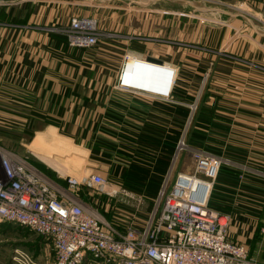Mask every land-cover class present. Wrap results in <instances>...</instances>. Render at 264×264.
Wrapping results in <instances>:
<instances>
[{"label":"crops","instance_id":"0c3cea01","mask_svg":"<svg viewBox=\"0 0 264 264\" xmlns=\"http://www.w3.org/2000/svg\"><path fill=\"white\" fill-rule=\"evenodd\" d=\"M98 1H0V148H22L17 154L32 160L36 125L43 123L46 129L40 133L47 136L51 128L70 132L68 138L77 139L101 164L94 166L100 170L96 173L109 180H121L123 167L132 166L146 180L163 182L168 175L175 182L180 173H192L190 150H205L236 175L219 171L214 186L224 200L223 215L231 217L233 239L247 244L264 263V0H206V16L182 25L181 14H174L173 43H158L156 52L148 42L134 47L128 36L102 37L90 49L71 47L64 28L52 29L68 27L75 15H97ZM191 47L196 49L191 52ZM126 55L137 59L130 76ZM147 57L163 66L147 64ZM193 97L201 102L199 110L191 109ZM182 108L190 110L188 117ZM194 131L203 138L195 139L199 145L189 142ZM184 134L189 150L173 163ZM55 175L60 182L73 176ZM82 191L85 203L98 206L111 223L115 220L112 198ZM144 198L152 206L154 199ZM24 229L0 222V232L39 239L38 253L45 260L39 258L38 264H53L51 243ZM5 243L0 242V264H17L13 253L19 244Z\"/></svg>","mask_w":264,"mask_h":264},{"label":"built area","instance_id":"2783aa9c","mask_svg":"<svg viewBox=\"0 0 264 264\" xmlns=\"http://www.w3.org/2000/svg\"><path fill=\"white\" fill-rule=\"evenodd\" d=\"M66 35L71 47L84 49L96 47L102 38L97 21L88 17H73ZM132 57L125 56V71ZM188 150L184 134L173 163ZM190 153L193 172L180 173L171 187L168 175L152 206L142 214L138 210L144 196L120 183L90 173L81 179L66 176L61 185L62 181L28 158L0 148V222L48 240L55 256L53 264L88 260L96 264H264L251 255L247 244L233 239L230 215L209 208L223 160L205 150L191 149ZM82 189L120 202L135 200L138 205L122 230L98 206L81 199ZM13 260L37 264L19 248L14 250Z\"/></svg>","mask_w":264,"mask_h":264},{"label":"rangeland","instance_id":"374dc122","mask_svg":"<svg viewBox=\"0 0 264 264\" xmlns=\"http://www.w3.org/2000/svg\"><path fill=\"white\" fill-rule=\"evenodd\" d=\"M0 1L13 2V0H10V1L0 0ZM187 1L188 0H183V1H179V0H104L103 2V0H99L98 2L100 3V5L99 6L96 5L94 7L95 10L96 8L98 9V12L96 13L97 15H89L90 13L86 15H81V16L75 15V16H72L70 20L73 17L93 18L97 21L98 30L102 34V37H106V38L112 37V39L114 38L121 39V38H125L128 36L134 41L133 43L134 47H137L141 43L148 42L153 45L150 50L156 52L158 45L162 44V42H165L164 43L165 45L169 43L170 44L173 43L174 36L172 32V20H173L172 18L174 17V14H178V13L181 14V18H180L181 25L186 21L188 22V20H197L198 18L203 19V17L206 16L204 13L205 12L204 9L207 6H209L206 0H191L193 2L192 4H195L196 6L192 4L190 5L189 4L190 1L189 2ZM84 9H88V11H90V9L87 7ZM190 15L198 16V17H194L190 19L189 17ZM109 21H112V31H109L107 29V28H110L111 26ZM59 28H64L65 30H69L70 24L68 27L55 25V27H53L52 29H54L55 31V30H58ZM184 42H186L187 44L183 48H186V46L189 45V43L188 41H184ZM160 48H162V45L160 46ZM195 49H196L195 47H191L188 50H192L191 52H193ZM90 52H93V51L90 50L88 53ZM190 58L191 57H187V59H190ZM131 61L134 62V66H135L136 61L135 60H131ZM133 69H131L130 71H127L126 74L130 76L133 72ZM182 69L187 70L185 68H182ZM207 75H208V72L205 74L204 80L207 79L208 77ZM125 81L128 82V79H125ZM203 88H204V84L202 86V89L197 95L198 98L200 97L201 93L203 94L202 92ZM193 99L195 100V97L191 98V101ZM199 99H196L195 101L193 100V103H195V105L191 104V106H195L194 110H196L197 108L199 110L200 108L198 106L199 103H201ZM191 101L190 103H192ZM45 127L46 126H44L43 123L41 124L37 123L36 125L37 136L40 133V131H43L46 129ZM49 133L50 134L48 136L44 134L45 136L44 139L38 140V137L36 136L32 144H34V148H35L34 150L36 153L46 155L49 159H52V160L57 159L56 161L60 164V166H62L63 168L62 173H59L58 171L57 173L54 169L50 168L52 171L54 170L52 174L55 177H56L55 174L57 173L58 174L57 176H59V174L60 176L73 175L74 177L81 179L83 176L90 174V173H96V172L100 173V170L99 169L97 170L96 167L94 166L96 165L101 166V164L93 162V159L91 158L90 154H88L86 150L82 146H80V143L78 142L77 139L71 140L68 138L70 132H67L66 129L65 130H62V129L55 130L54 128H51ZM61 138L66 142H64ZM11 142H14V141H11ZM13 149H10L9 151L14 152V153H19V154L23 153L22 148L17 147L16 150H13ZM5 150H8V149H5ZM30 157L32 159L31 160L32 162L34 161H37L38 163L41 162L40 159L36 155H34V157L33 156H30ZM102 167L105 169L106 166L102 165ZM171 182H174L173 179L172 181H170L169 187H171V185L173 184ZM60 184L63 185L64 182ZM81 192L83 193V191ZM91 194H94V193L91 192ZM137 205H138V202L135 200H131L128 202H120V201H117L116 199L115 200L112 199V217H114L120 229L123 230L122 224L124 225V221H126L127 218H130L131 216H133V213L135 212ZM150 206H151V202L144 200L142 204L140 205V209L138 210V212L145 214L150 209ZM25 230L26 229H24L23 231ZM28 232L29 234L30 233L34 234L33 232L29 230ZM11 234L12 233H8V232H0V242H4V243L6 242L5 244L17 242V244H19L18 248L28 253L35 260L37 264H38L37 260H39V258L42 261L45 260V256L43 254L38 253L39 252L38 250L39 249L38 248L39 239H37L35 236L28 237V236H24L23 234L22 235H19V234L11 235ZM26 234L28 235V233ZM31 240L33 241L32 243H28V244L25 243V241H31ZM30 246H33V247L30 248ZM48 250H49L48 252L51 251L49 247H48ZM51 257H53L52 254L50 258Z\"/></svg>","mask_w":264,"mask_h":264},{"label":"trees","instance_id":"16d2710c","mask_svg":"<svg viewBox=\"0 0 264 264\" xmlns=\"http://www.w3.org/2000/svg\"><path fill=\"white\" fill-rule=\"evenodd\" d=\"M181 113H182L183 117H188L190 114V110L187 108H182ZM200 118H201V113L198 116V119H200ZM42 119H45V118H42ZM45 121H46V123H48V125L59 126L56 122H54L50 119H48V120L45 119ZM28 136L31 137L30 139H32L34 137V134L31 133ZM177 138H178V136L177 137L175 136L174 140L176 141ZM195 139L196 140L197 139L203 140L202 136L199 135L198 133H195V131H194L191 133V137H190L189 142L191 144H194V145H199V143L197 141H195ZM33 163L37 167L41 168L46 173H48L52 178L55 177L52 174V172H50L42 164H40L41 162L38 163L37 161H34ZM115 172H117V170ZM221 174L228 175L229 177H236V175L234 174V172L232 170H229V169L225 168L224 166H221V168H220V175ZM121 176H122L121 180L112 179V181L120 183L124 188H126L132 192L138 193V194L143 195V196H147L151 199H155L157 197V195L161 189V186L163 184L162 179L153 178L150 180H146L145 178L147 177V175L145 173H142V171L139 170L138 168L132 167V166H130L128 169H125L123 167ZM54 179H56L57 181H60L56 177ZM223 204H224L223 198H219L217 196V194H215V189H214L212 194H211V197H210L209 208L223 214V213L227 212L225 210V208L222 207Z\"/></svg>","mask_w":264,"mask_h":264},{"label":"bare ground","instance_id":"6f19581e","mask_svg":"<svg viewBox=\"0 0 264 264\" xmlns=\"http://www.w3.org/2000/svg\"><path fill=\"white\" fill-rule=\"evenodd\" d=\"M131 60H135L136 62H137V60H136V57H132L127 63H126V65H127V67H126V71H130L131 69H133L134 68V62L133 61H131ZM135 62V63H136ZM127 73V72H126ZM127 75V74H126ZM126 82V81H125ZM50 134V133H49ZM38 140L39 139H44L45 138V136H44V133H39L38 134ZM47 138V137H46ZM62 139V138H61ZM37 140V139H36ZM63 140V139H62ZM48 141H50V140H48ZM64 141V140H63ZM64 142H66V141H64ZM30 148H33V149H31L33 152H35V148H34V144H32L31 146H30ZM30 150V149H29ZM35 155L41 160V162H43L44 164H47V165H49L50 167H52L55 171H58L59 173H62V170H63V168H62V166H60V164L56 161V160H52V159H49L46 155H43V154H40V153H36L35 152ZM61 163V162H60Z\"/></svg>","mask_w":264,"mask_h":264},{"label":"water","instance_id":"95a60500","mask_svg":"<svg viewBox=\"0 0 264 264\" xmlns=\"http://www.w3.org/2000/svg\"><path fill=\"white\" fill-rule=\"evenodd\" d=\"M146 62H147V64H152V65H156V66H163V62L161 60H158V59L153 58V57H147Z\"/></svg>","mask_w":264,"mask_h":264}]
</instances>
